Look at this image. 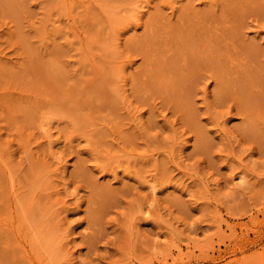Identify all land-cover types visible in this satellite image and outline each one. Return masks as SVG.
Here are the masks:
<instances>
[{"label": "rangeland", "instance_id": "obj_1", "mask_svg": "<svg viewBox=\"0 0 264 264\" xmlns=\"http://www.w3.org/2000/svg\"><path fill=\"white\" fill-rule=\"evenodd\" d=\"M165 259L264 264V0H0V264Z\"/></svg>", "mask_w": 264, "mask_h": 264}, {"label": "bare ground", "instance_id": "obj_2", "mask_svg": "<svg viewBox=\"0 0 264 264\" xmlns=\"http://www.w3.org/2000/svg\"><path fill=\"white\" fill-rule=\"evenodd\" d=\"M140 7H142V6H140ZM139 11H141V10H139ZM139 13V12H138ZM240 175V180H241V182L244 180V176H242V174H239ZM147 210V209H146ZM147 213H148V210H147ZM208 256L209 255H204V256H199L198 258L200 259V260H205V259H207L208 258ZM193 258H195V257H193ZM193 258H188V260L189 261H185V263H189V262H191V261H194V259ZM197 257L195 258V259H198ZM212 258H213V256H212ZM263 259V258H262ZM163 261V260H162ZM196 261V260H195ZM178 262H180L179 261V259H173V262L171 263V264H178ZM163 263H164V261H163ZM162 263V264H163ZM168 263V259H165V264H167ZM244 264V263H243ZM247 264V263H246Z\"/></svg>", "mask_w": 264, "mask_h": 264}]
</instances>
